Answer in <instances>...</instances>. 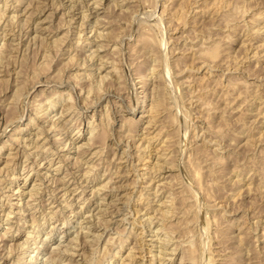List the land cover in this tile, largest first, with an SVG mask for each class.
<instances>
[{
  "label": "rangeland",
  "instance_id": "1",
  "mask_svg": "<svg viewBox=\"0 0 264 264\" xmlns=\"http://www.w3.org/2000/svg\"><path fill=\"white\" fill-rule=\"evenodd\" d=\"M220 3L0 0L3 22L15 16L0 33V264H120L130 250L132 264H190L186 251L180 260L188 243L198 247L192 264H264V0ZM214 40L219 60L200 62L197 46ZM153 98L163 103L151 120ZM169 202L175 214L163 220ZM166 221L169 238L157 231Z\"/></svg>",
  "mask_w": 264,
  "mask_h": 264
},
{
  "label": "bare ground",
  "instance_id": "2",
  "mask_svg": "<svg viewBox=\"0 0 264 264\" xmlns=\"http://www.w3.org/2000/svg\"><path fill=\"white\" fill-rule=\"evenodd\" d=\"M15 1H17V2H21L22 0H15ZM53 1H54V0H53ZM213 1H214V0H213ZM221 1H222V0H215V2L218 3V4H222V3H220ZM4 2H5V1H4ZM30 2H31V1H30ZM37 2H38V1H37ZM50 2H51V1H50ZM68 2H69V1H68ZM93 2H94V1H93ZM197 2H198V1H197ZM15 3H16V2H15ZM38 3H39V2H38ZM54 3H55V2H54ZM94 3H95V2H94ZM159 3H160V2H159ZM164 3H165V2H164ZM7 4H8V3H7ZM20 4H21V3H20ZM3 5H4V4H3ZM5 5H6V4H5ZM10 5H11V4H10ZM26 5H27V4H26ZM38 5H39V4H38ZM52 5H53V4H52ZM71 5H72V4H71ZM71 5H70V6H71ZM84 5H85V4H84ZM214 5H215V4H214ZM6 6H7V5H6ZM70 6H69V7H70ZM89 6H90V5H89ZM96 6H97V5H96ZM204 6H205V5H204ZM4 7H5V6H4ZM4 7L1 8V10L4 9ZM24 7H25V5H24ZM36 7H37V6H36ZM78 7H79V6H78ZM167 7H168V5H167ZM202 7H203V6H202ZM26 8H27V7H26ZM79 8H80V7H79ZM163 8H165V7L163 6ZM8 9H9V8H8ZM30 9H31V8H30ZM43 9H44V8H43ZM204 9H206V8H204ZM204 9H203V10H204ZM227 9H229V7H227L226 10H227ZM230 9H231V8H230ZM91 10H92V9H91ZM94 10H95V9H94ZM32 11H33V10H32ZM50 11H51V10H50ZM204 11H205V10H204ZM4 12H5V11H4ZM68 12H69V11H68ZM95 12H96V11H95ZM164 12H165V11H164ZM30 13H31V11H30ZM49 13H51V12H49ZM81 13H82V12H81ZM162 13H163V11H162ZM210 13H211V11H210ZM212 13H213V12H212ZM263 13H264V12H263ZM11 14H12V13H11ZM26 14H27V13H26ZM83 14H84V13H83ZM215 14H216V13H215ZM220 14H221V12H220ZM226 14H227V13H226ZM12 15H13V14H12ZM17 15H18V14H17ZM29 15H30V14H29ZM49 15H50V14H49ZM223 15H225V13H224ZM223 15L221 14L222 17H223ZM253 15H254V14H253ZM253 15H252V16H253ZM256 15H257V16L261 15V12L257 13ZM262 15H263V14H262ZM263 16H264V15H263ZM3 17H4V16H3V12L0 11V31H1L0 33H1L3 36H7V35H9L8 32H7V29H6V27H8V25H7V21L10 20L11 15H10V18H9L8 15H7V17H8L9 19L7 18V21H5L6 23L3 22V21H4V20L2 19ZM13 17H15V16H12V18H13ZM97 17H98V16H97ZM163 17H164V16H163ZM222 17H221V19H222ZM224 17H225V16H224ZM12 18H11V19H12ZM49 18H50V17H49ZM252 18H253V17H252ZM4 19H5V18H4ZM18 19H19V18H18ZM101 19H102V18H101ZM217 19H218V18H217ZM65 20H66V19H65ZM81 20H82V19H81ZM10 21H12V20H10ZM70 21H71V20H70ZM97 21H98V20H97ZM193 21H194V20H193ZM15 22H16V21H15ZM18 22H19V20H18ZM82 22H83V21H82ZM82 22H81V24L83 25ZM84 22H85V21H84ZM170 22H171V21H170ZM20 23H21V22H19V24H20ZM25 23H26V22H25ZM69 23H70V22H69ZM8 24H9V21H8ZM11 24H12V23H11ZM171 24H172V23H171ZM6 25H7V26H6ZM67 25H68V23H67ZM79 25H80V24H79ZM166 25H167V24H166ZM80 27H81V26H80ZM165 27H166V26H165ZM174 28H175V27H174ZM192 28H193V27H192ZM10 29H11V28H10ZM90 29H91V28H90ZM100 29H101V28H100ZM31 30H32V29H31ZM82 30H83V29H82ZM95 30H96V29H95ZM190 30H191V29H190ZM193 30H194V29H192V31H193ZM135 31H136V30H135ZM17 32H18V31H17ZM64 32H65V31H64ZM179 32H180V31H179ZM79 33H80V32H79ZM99 33H100V32H99ZM257 33H258V32H257ZM1 34H0V35H1ZM97 34H98V33H97ZM140 34H141V33H140ZM215 34H216V33H215ZM227 34H228V33H227ZM106 35H107V34H106ZM181 35H182V33H181ZM3 36H2V38H4ZM98 36H99V35H98ZM225 36H227V35H225ZM30 37H31V36H30ZM101 37H102V36H101ZM177 37H178V36H177ZM182 37H183V36H182ZM9 38H10V37H9ZM65 38H66V37H65ZM67 38H68V37H67ZM168 38H169V37H168ZM170 38H171V36H170ZM173 38H174V37H173ZM224 38H225V37H224ZM227 38H229V35L227 36ZM102 39H103V38H102ZM153 39H154V38H153ZM163 39H164V38H163ZM107 40H108V39H107ZM167 40H168V39H167ZM184 40H185V39H184ZM216 40H219V38L216 39ZM216 40H214L212 43H210L209 46H208V45L206 46L205 43H204L205 46H204L203 44H201V45H203L204 47H203V46H200V44L197 46V47H200L201 49L199 48V49H200L199 51H198V49H197V51H198L197 54H198V55H197L196 53H194V54H196L195 56H199V57L201 56V58H203V61H200V62H206V61H208V62L211 64V63L216 62L217 60H219V54H220V51H219V43H221V41H216ZM33 41H34V39H33ZM136 41H137V39H136ZM139 41H140V40H139ZM163 41H164V40H163ZM13 42H14V41H13ZM17 42H18V41H17ZM100 42H101V41H100ZM140 42H141V41H140ZM140 42H139V43H140ZM143 42H144V41H143ZM257 42H259V41H257ZM2 43H3V42H2ZM61 43H62V42H61ZM101 43H102V42H101ZM101 43H100V44H101ZM141 43H142V42H141ZM156 43H157V42H156ZM159 43H160V42H159ZM164 43H165V42H164ZM23 44H24V43H23ZM127 44H128V43H127ZM146 44H147V42H146ZM208 44H209V43H208ZM261 44H262V43H261ZM261 44H260V45H261ZM3 45H4V44H3ZM13 45H14V44H13ZM132 45H133V44H132ZM136 45H137V44H136ZM144 45H145V44H144ZM158 45H159V44H158ZM258 45H259V44H258ZM260 45H259V46H260ZM102 46H103V45H102ZM105 46H106V45H105ZM105 46H104V47H105ZM134 46H135V45H134ZM134 46H133V47H134ZM146 46H147V45H146ZM146 46H145V47H146ZM149 46H151V45H149ZM180 46H181V45H180ZM263 46H264V45H263ZM3 47H4V49H6V52H7V50L10 52V50H11L12 48H14V47L12 46V42H11V40H10L9 42H7L6 45L3 46ZM98 47H99V46H98ZM136 47H137V46H136ZM139 47H140V46H139ZM195 47H196V46H195ZM18 48H19V47H18ZM102 48H103V47H102ZM113 48H114V47H113ZM143 48H144V47H143ZM191 48H192V47H191ZM95 49H96V48H95ZM137 49H138V48H137ZM137 49H136V50H137ZM141 49H142V48H141ZM145 49H146V48H145ZM167 49H168V48H167ZM13 50H14V49H13ZM142 50H143V49H142ZM15 51H16V50H15ZM22 51H24V50H22ZM111 51H113V50H111ZM128 51H129V50H128ZM149 51H150V50H149ZM174 51H175V49H174ZM221 51H222V50H221ZM9 52L3 54V59H4V58H6V59L8 58V56H9ZM16 52H17V51H16ZM139 52H140V51H139ZM139 52H138V53H139ZM162 52H164V51H162ZM162 52H161V53H162ZM226 52H227V51H226ZM0 53H1V52H0ZM134 53H135V52H134ZM140 53H141V52H140ZM149 53H150V52H149ZM149 53H148V54H149ZM171 53H172V52H171ZM171 53H170V54H171ZM253 53H254V52H253ZM68 54H69V53H68ZM145 54H146V53H145ZM145 54H144V55H145ZM226 54H227V53H226ZM180 56H181V55H180ZM192 56H193V55H192ZM0 57H1V55H0ZM86 57H87V56H86ZM86 57H85V58H86ZM88 57H89V56H88ZM147 57H148V55H147ZM147 57H146V58H147ZM222 57L226 58L227 56L225 57V55L223 54ZM228 57L230 58V55H229ZM137 58H138V57H137ZM137 58H136V59H137ZM162 58H163V57H162ZM169 58H170V57H169ZM176 58H177V56H176ZM179 58H180V57H179ZM193 58H194V57H193ZM231 58H232V57H231ZM147 59H148V58H147ZM180 59H181V58H180ZM0 60H1V59H0ZM86 60H87V59H86ZM100 60H101V59H100ZM104 60H105V59H104ZM168 60H169V59H168ZM222 60H223V58H222ZM222 60H220V61H222ZM82 61H83V60H82ZM126 61H128V60H126ZM130 61H131V59H130ZM141 61H142V60H141ZM143 61H144V60H143ZM146 61H147V60H146ZM153 61H154V60H153ZM173 61H174V60H173ZM177 61H178V60H177ZM220 61H219V62H220ZM224 61H225V60H224ZM0 62H2V60H1ZM124 62H125V61H124ZM208 62H207V63H208ZM226 62H228V61H226ZM7 63H8V62H7ZM75 63H76V62H75ZM142 63H143V62H142ZM162 63H163V62H162ZM181 63H182V62H181ZM181 63H180V66H181ZM209 63H208V64H209ZM228 63H229V62H228ZM173 64H174V63H173ZM202 64H203V63H202ZM210 64H209V65H210ZM213 64H215V63H213ZM223 64H225V63H223ZM1 65H2V64H1ZM5 65H6V63H5ZM125 65H126V64H125ZM125 65H124V66H125ZM175 65H176V64H175ZM205 65H206V63H205ZM209 65H208V66H209ZM217 65H218V64H217ZM14 66H15V65H14ZM79 66H81V65H79ZM152 66L154 67V65H152ZM173 66H174V65H173ZM222 66H223V65H222ZM185 67H187V66L185 65ZM185 67H184V68H185ZM198 67H199V66H198ZM209 67H210V66H209ZM96 68H97V67H96ZM112 68H113V67H112ZM154 68H155V67H154ZM156 68H157V66H156ZM156 68H155V69H156ZM173 68H174V67H173ZM177 68H178V67H177ZM204 68H205V67H204ZM212 68H213V65H212ZM216 68H217V66H216ZM227 68H228V64H227ZM232 68H233V67H232ZM126 69H127V68H126ZM160 69H161V68H160ZM219 69H220V67H219ZM225 69H226V68H225ZM178 70H179V69H177V71H178ZM220 70H221V69H220ZM1 71H2V70H1ZM113 71H114V70H113ZM151 71H152V70H151ZM167 71H168V70H167ZM209 71H210V70H209ZM232 71H233V70H232ZM241 71H242V70H241ZM114 72H116V69H115ZM152 72H153V71H152ZM222 72H223V71H222ZM97 73H98V72H97ZM138 73H139V72H138ZM159 73H160V72H159ZM176 73H177V72H176ZM180 73H181V72H180ZM208 73H209V72H208ZM117 74H118V73H117ZM166 74H167V73H166ZM103 75H104V74H103ZM108 75H109V74H108ZM108 75H107V76H108ZM118 75H119V74H118ZM118 75H117V76H118ZM150 75H151V74H150ZM164 75H165V74H164ZM172 75H173V73H172ZM82 76H83V75H82ZM82 76H81V77H82ZM100 76H101V75H100ZM115 76H116V75H115ZM229 76H230V75H229ZM79 77H80V76H79ZM188 77H189V76H188ZM231 77H233V76H231ZM246 77H247V76H246ZM96 78H97V77H96ZM145 78H146V77H145ZM218 78H219V77H218ZM233 78H234V77H233ZM13 79H14V78H13ZM80 79H82V78H80ZM86 79H87V78H86ZM109 79H110V78H109ZM117 79H118V77H117ZM146 79H147V78H146ZM230 79L232 80V81H230V83H232V82H233V79H232V78H230ZM234 79H235V78H234ZM61 80H62V79H61ZM67 80H68V79H67ZM88 80H89V79H88ZM90 80H91V79H90ZM100 80H101V77H100ZM115 80H116V79H115ZM166 80H167V79H166ZM228 80H229V79H228ZM235 80H236V79H235ZM235 80H234V81H235ZM75 81H76V80H75ZM109 81H110V80H109ZM132 81H133V80H132ZM141 81H142V80H141ZM185 81H186V80H185ZM45 82H46V81H45ZM89 82H90V81H89ZM103 82H104V81H103ZM142 82H144V84H145L146 81L144 80V81H142ZM186 82H187V81H186ZM189 82H190V81H189ZM219 82H220V81H219ZM100 83H101V82H100ZM109 83H110V82H109ZM152 83H153V82H152ZM166 83H167V81H166ZM233 83H234V82H233ZM233 83H232V85H230L231 88L234 87V85H236L235 83H234V85H233ZM237 83H238V81H237ZM73 84H74V83H73ZM111 84H112V83H111ZM227 84H228V83H227ZM53 85H54V84H53ZM74 85H75V84H74ZM88 85H89V84H88ZM156 85H158V84H156ZM216 85H217V83H216ZM218 85H219V84H218ZM237 85H238V84H237ZM68 86H70V84H69ZM98 86H99V85H98ZM169 86H170V85H169ZM89 87H90V86H89ZM157 87H161V86H157ZM207 87H208V85H207ZM209 87H210V86H209ZM213 87H214V86H213ZM222 87H223V86H222ZM236 87H237V86H236ZM16 88H18V87H16ZM94 88H95V87H94ZM97 88H98V87H97ZM203 88H204V87H203ZM225 88H227V87H225ZM228 88H229V87H228ZM228 88H227V89H228ZM231 88H230V89H231ZM79 89H80V88H79ZM131 89H132V88H131ZM157 89H159V88H157ZM223 89H224V88H223ZM230 89H229V91H232V90H230ZM152 90H153V88H152ZM195 90H196V89H195ZM203 90H204V89H203ZM207 90H208V89H207ZM215 90H217V89H215ZM224 90H225V89H224ZM233 90H234V88H233ZM15 91H17V90H15ZM154 91H156V87H155ZM157 91H158V90H157ZM160 91H163V90H160ZM225 91H228V90H225ZM225 91H224V92H225ZM234 91H235V90H234ZM234 91H233V92H234ZM69 92H70V91H69ZM143 92H144V91H143ZM193 92H194V91H193ZM214 92H215V91H214ZM224 92H223V93H224ZM15 93H16V92H15ZM17 93H19V94L21 95V92L18 91ZM53 93H54V92H53ZM55 93H56V92H55ZM73 93H74V92H73ZM103 93H104V92H103ZM133 93H134V92H133ZM205 93H206V92H205ZM208 93H209V92H208ZM211 93H212V90H211ZM220 93L223 94L222 92H220ZM225 93H226V92H225ZM23 94H24V93H23ZM57 94H60V93H57ZM62 94H67V92H66V91H63V93H61L60 96H61ZM111 94H112V93H111ZM158 94H160V92H158ZM161 94H162V92H161ZM161 94H160V95H161ZM189 94H190V93H189ZM195 94H196V93H195ZM195 94H194L193 96H195ZM203 94H204V93H203ZM209 94H210V93H209ZM216 94H217V93H216ZM232 94H233V93H232ZM14 95H16V94H14ZM20 95H19V96H20ZM54 95H55V94H54ZM68 95H69V94H68ZM70 95H71V94H70ZM134 95H135V94H134ZM153 95H154V94H153ZM219 95H220V94H219ZM227 95H228V96H229V95L231 96L230 93H227V94H225V97H226ZM16 96H17V95H16ZM22 96H23V95H22ZM62 96H63V95H62ZM117 96H119V94H117ZM144 96H145V95H144ZM144 96H143V97H144ZM151 96H152V95H151ZM154 96H156V95H154ZM162 96H163V95H162ZM162 96H161V97H162ZM233 96H234V94H233ZM67 97H69V96H67ZM84 97H85V96H84ZM120 97H121V96H120ZM131 97H132V96H131ZM157 97H158V95H157ZM159 97H160V96H159ZM161 97H160V98H161ZM221 97H222V96H221ZM234 97H235V96H234ZM17 98H18V97H17ZM54 98H55V97H54ZM79 98H80V97H79ZM194 98H196V101H197V100L200 101V99H201L200 95H199V96H196V97H194ZM203 98H204V96H203ZM203 98H202V99H203ZM217 98H218V96H217ZM236 98H237V97H236ZM256 98H257V97H256ZM14 99H15V98H14ZM21 99H22V98H21ZM68 99H69V98H68ZM161 99H162V98H161ZM161 99H160V100H161ZM191 99H192V98H191ZM191 99H190V100H191ZM202 99H201V101H202ZM213 99H214V98H213ZM221 99H222V98H221ZM229 99H230V98H229ZM252 99H253V98H252ZM12 100H13V99H12ZM24 100H25V99H24ZM78 100H79V99H78ZM162 100H163V99H162ZM162 100H161V103H163ZM203 100H204V99H203ZM205 100H206V99H205ZM205 100H204V101H205ZM224 100H225V99H224ZM230 100H232V98H231ZM230 100H229V101H230ZM233 100H235V99H233ZM10 101H11V100H10ZM13 101H14V100H13ZM17 101H18V100H17ZM93 101H94V100H93ZM115 101H116V100H115ZM142 101L144 102V101H145V98H144ZM204 101H202V102H204ZM14 102H15V101H14ZM73 102H74V101H73ZM95 102H96V101H95ZM202 102H201V103H202ZM208 102H209V100H208ZM214 102H215V101H214ZM226 102H227V101L225 100V103H226ZM231 102H232V101H231ZM262 102H263V101H262ZM67 103H68V101H67ZM82 103H83V102H82ZM84 103H85V102H84ZM115 103H116V102H115ZM123 103H124V102H123ZM161 103H160V101H159L158 98H157V99H156V98H153V100H152V101L150 102V104L148 105V106H149V107H148V112H150V116H151L150 118H151V120H152V118L155 117L157 111L159 110V107H160L159 105H161ZM205 103H206V102H205ZM240 103H241V102H240ZM54 104H55V103H54ZM68 104H69V103H68ZM202 104H203V103H202ZM202 104H201L200 106H203ZM51 105H52V104H51ZM72 105H73V104H72ZM78 105H79V104H78ZM81 105H82V104H81ZM106 105H107V104H106ZM145 105H146V104H145ZM166 105H167V104H166ZM207 105L209 106L210 103L207 104ZM226 105H227V103H226ZM240 105H241V104H240ZM248 105H249V104H248ZM260 105H261V104H260ZM9 106H10V105H9ZM15 106H16V103H15ZM28 106H29V105H28ZM63 106H64V105H63ZM84 106H85V105H84ZM99 106H100V104H99ZM130 106H131V105H130ZM164 106H165V105H164ZM169 106H170V105H169ZM200 106H199V107H200ZM210 106H211V105H210ZM37 107H38V106H37ZM101 107H102V106H101ZM104 107H105V106H104ZM106 107H107V106H106ZM170 107L172 108L173 106L171 105ZM205 107H207L206 104H205ZM205 107L203 106L204 109H205ZM223 107H224V106H223ZM23 108H24V107H23ZM38 108H39V107H38ZM85 108H86V107H85ZM146 108H147V107H146ZM160 108H161V107H160ZM162 108H163V106H162ZM168 108H169V107H168V105H167V109H168ZM211 108H212V107H211ZM225 108H226V107H225ZM261 108H262V107H261ZM63 109H64V108H63ZM115 109H116V107H115ZM167 109H166V110H167ZM207 109H209V108H207ZM207 109H206V110H207ZM35 110H36V109H35ZM35 110H34V111H35ZM46 110H47V109H46ZM169 110H170V108H169ZM183 110H184V109H183ZM210 110H211V109H210ZM212 110H213V109H212ZM214 110H215V109H214ZM214 110H213V111H214ZM218 110H219V109H218ZM28 111H29V110H28ZM107 111H108V110H107ZM263 111H264V110H263ZM95 112H96V111H95ZM116 112H117V111H116ZM167 112H168V110H167ZM170 112H171V111H170ZM223 112H224V111H223ZM33 113H34V112H33ZM76 113H77V112H76ZM188 113H190V112H188ZM78 114H79V113H78ZM100 114H101V113H100ZM106 114H107V113H106ZM158 114H159V113H158ZM171 114H174V113L171 112ZM171 114H170V115H171ZM183 114H184V113H183ZM208 114H209V112H208ZM210 114H211V112H210ZM228 114H229V112H228ZM21 115H23V114H21ZM34 115H35V114H34ZM62 115H63V113H62ZM101 115H102V114H101ZM107 115H108V114H107ZM109 115H111V114H109ZM148 115H149V114H148ZM60 116H61V115H60ZM69 116H70V114H69ZM173 116H175V115H173ZM183 116H185V115H183ZM186 116H187V115H186ZM261 116H262V114H261ZM20 117H21V116H20ZM20 117H19V118H20ZM101 117H102V116H101ZM106 117H107V116H106ZM3 118H4V116H3ZM30 118H31V117H30ZM107 118H109V116H108ZM185 118H186V117H185ZM248 118H249V117H248ZM262 118H263V117H262ZM262 118H261V119H262ZM31 119H33V117H32ZM37 119H38V118H37ZM40 119H41V118H40ZM43 119H44V118H43ZM91 119H92V118H91ZM104 119H105V118H104ZM124 119H125V118H124ZM130 119H131V118H130ZM148 119H149V118H148ZM109 120H110V119H109ZM109 120H108V122H109ZM28 121H29V120H28ZM67 121H68V120H67ZM128 121H129V120H128ZM133 121H135V120H133ZM6 122H7V121H5V123H6ZM31 122H32V121H31ZM63 122H64V121H63ZM106 122H107V121H106ZM135 122H136V121H135ZM155 122H156V121H155ZM157 122H158V121H157ZM186 122H188V121H186ZM5 123H4V124H5ZM27 123H28V122H26V124H27ZM29 123H30V121H29ZM55 123H56V122H55ZM70 123H71V122H70ZM121 123H122V122H121ZM129 123H130V122H129ZM146 123H147V122H146ZM150 123H151V122H150ZM225 123H226V122H225ZM51 124H52V123H51ZM60 124H61V123H60ZM107 124H108V123H107ZM131 124H132V122H131ZM28 125H29V124H28ZM30 125H31V124H30ZM177 125H178V124H177ZM205 125H206V124H205ZM3 126H4V125H3ZM97 126H98V125H97ZM133 126H134V125H133ZM163 126H164V125H163ZM50 127H51V126H50ZM53 127H54V126H53ZM58 127H59V126H58ZM91 127H92V125H91ZM99 127H100V126H99ZM131 127H132V125H131ZM160 127H161V126H160ZM44 128H45V127H44ZM93 128H94V127H93ZM97 128H98V127H97ZM134 128H135V127H134ZM145 128H146V127H145ZM157 128H158V127H157ZM176 128H177V127H176ZM14 129H15V128H14ZM90 129H92V128H90ZM146 129H147V128H146ZM162 129H163V128H162ZM177 129H178V128H177ZM211 129H212V128H211ZM244 129H245V128H244ZM39 130H40V129H39ZM47 130H48V129H47ZM144 130H145V129H144ZM213 130H214V129H213ZM16 131H17V129H16ZM19 131H20V130H19ZM91 131H93V129H92ZM124 131H125V130H124ZM211 131H212V130H211ZM132 132H133V131H132ZM153 132H154V131H153ZM120 133H121V132H120ZM158 133H160V132H158ZM158 133H157V134H158ZM208 133H209V132H208ZM92 134H93V133H92ZM96 134H98V133H96ZM157 134H153V135H151V136H148V137H147V140H148V141L155 140ZM216 134H217V133H216ZM37 135H38V134H37ZM40 135H41V134H40ZM120 135H121V134H120ZM147 135H148V134H147ZM159 135H160V134H159ZM167 135H168V134H167ZM219 135H220V134H219ZM219 135H218V137H219ZM221 135H222V134H221ZM130 136H131V135H130ZM44 137H45V136H44ZM114 137H115V136H114ZM145 137H146V136H145ZM145 137H144V139H145ZM160 137H161V136H160ZM165 137H166V136H164V138H165ZM50 138H52V137H50ZM88 138H89V137H88ZM116 138H117V137H116ZM118 138H119V137H118ZM140 138H141V137H140ZM204 138H205V137H204ZM219 138H220V137H219ZM219 138H218V139H219ZM14 139H15V138H14ZM16 139H17V138H16ZM16 139H15V140H16ZM22 139H23V138H22ZM86 139H87V138H86ZM90 139H91V138H90ZM92 139H93V137H92ZM220 139H221V138H220ZM58 140H59V139H58ZM118 140H119V139H118ZM118 140H117V141H118ZM163 140H164V139H163ZM166 140H168V139H166ZM208 140H209V139H208ZM34 141H35V140H34ZM61 141H62V140H61ZM92 141H93V140H92ZM139 141H140V140H139ZM23 142H24V141H23ZM93 142H95V141H93ZM126 142H127V141H126ZM143 142H144V141H143ZM166 142H167V141H166ZM246 142H247V141H246ZM0 143H1V144H0V149H1L5 144H4V141H2V142H0ZM90 143H91V142H90ZM96 143H97V142H96ZM123 143H124V142H123ZM163 143H164V142H163ZM168 143H170V142L168 141ZM3 144H4V145H3ZM23 144H24V143H23ZM33 144H34V143H33ZM81 144H82V143H81ZM145 144H148V143L146 142ZM161 144H162V142H161ZM202 144H204V143H202ZM84 145H85V143H84ZM86 145H87V144H86ZM90 145H91V144H90ZM23 146H24V145H23ZM34 146H36V145H34ZM167 146H168V145H167ZM25 147H26V146H25ZM36 147L38 148V146H36ZM36 147H34V148H36ZM80 147H81V145H80ZM85 147H86V146H85ZM134 147H135V146H134ZM164 147H166V146H164ZM195 147H196V146H195ZM54 148H55V147H54ZM78 148H79V147H78ZM166 148H167V147H166ZM168 148H169V147H168ZM198 148H199V147H198ZM20 149H21V148H20ZM38 149H39V148H38ZM60 149H61V148H60ZM80 149H81V148H80ZM82 149H83V148H82ZM82 149H81V151H83L85 148H84L83 150H82ZM201 149H202V148H201ZM201 149L198 150V151H200V152L203 151V150H201ZM204 149H205V148H204ZM41 150H42V149H41ZM49 150H50V149H49ZM76 150H77V149H76ZM86 150H89V144H88L87 149H85L82 153H83V154L86 153ZM126 150H127V149H126ZM195 150H196V149H195ZM205 150H206V149H205ZM96 151H97V149H96ZM178 151H179V150H178ZM206 151H207V150H206ZM127 152H128V151H127ZM148 152H149V151H148ZM80 153H81V152H80ZM89 153H90V152H89ZM26 154H27V153H26ZM28 154H29V153H28ZM92 154H94V153H92ZM135 154H136V153H135ZM161 154H162V152H161ZM166 154H167V153H166ZM189 154H190V153H189ZM196 154H197V153H196ZM200 154H201V153H200ZM209 154H210V153H209ZM209 154H206V155H209ZM8 155L11 156L10 158H15V155H16V154H15V153H10V152H9ZM29 155H30V154H29ZM97 155H98V154H97ZM118 155H119V154H118ZM157 155H158V154H157ZM162 155H163V154H162ZM203 155H204V154H203ZM24 156H25V155H24ZM26 156H27V155H26ZM138 156H140V154H139ZM180 156H181V155H180ZM189 156H190V155H189ZM217 156H218V155H217ZM63 157H64V156H63ZM143 157H144V156H143ZM161 157H162V156H160V158H161ZM10 158H9V159H10ZM23 158H24V157H23ZM28 158H29V157H28ZM31 158H32V157H31ZM76 158H77V157H76ZM131 158H132V157H131ZM163 158L166 159V156L163 157ZM163 158H162V159H163ZM188 158H189V157H188ZM188 158H187V159H188ZM206 158H207V156H206ZM219 158H220V157H219ZM9 159H8V161H9ZM34 159H35V158H34ZM55 159H56V158H55ZM119 159H120V158H119ZM144 159H145V158H144ZM164 159H163V160H164ZM180 159H182V158H180ZM185 159H186V158H185ZM187 159H186V161H187ZM193 159H194V158H193ZM211 159H212V162H213V158H211ZM215 159H216V156H215ZM220 159H222V157H221ZM220 159H218V160H220ZM63 160H64V159H63ZM121 160H122V159H121ZM130 160H131V159H130ZM163 160H162V161H163ZM166 160H168V159H166ZM166 160H164L163 162H166ZM195 160H196V159H195ZM198 160H199V159H198ZM218 160H215V161H218ZM8 161H7V162H8ZM66 161H67V160H66ZM81 161H82V160H81ZM133 161H134V160H133ZM156 161H157V160H156ZM179 161H180V160H179ZM181 161H182V160H181ZM190 161H191V160H190ZM199 161H200V160H199ZM206 161H208V160H206ZM209 161H210V160H209ZM9 162H10V161H9ZM184 162H185V161H184ZM203 162H204V161H203ZM4 163H5V162H4ZM22 163H23V162H22ZM74 163H76V161H75ZM77 163H78V162H77ZM157 163H158V162H157ZM161 163H162V162H161ZM167 163H168V162H167ZM171 163H172V162H171ZM208 163H209V162H208ZM214 163H215V162H214ZM214 163H211V164H214ZM7 164H8V163H7ZM72 164H73V163H72ZM186 164H187V163H186ZM192 164H193V163H192ZM206 164H207V163H206ZM209 164H210V163H209ZM209 164H208V167L213 166V165L209 166ZM218 164H219V163H218ZM5 165H6V164H5ZM8 165H9V164H8ZM34 165H35V164H34ZM38 165H40V164H38ZM90 165H91V164H90ZM128 165H129V164H128ZM151 165H152V163H151ZM154 165H155V163H154ZM170 165H171V164H169L168 166L170 167ZM184 165H185V164H184ZM92 166H93V164H92ZM96 166H97V165H96ZM114 166H115V165H114ZM156 166H157V165H156ZM163 166H164V165H163ZM165 166H166V163H165ZM192 166H194V170H195V169H197L198 164L196 165V167H195V165H192ZM199 166H200V165H199ZM199 166H198V167H199ZM2 167H3V166H2ZM2 167H0V170L2 169ZM106 167H107V166H106ZM158 167H159V166H158ZM206 167H207V166H206ZM214 167H215V166H214ZM84 168H85V167H84ZM112 168H113V167H112ZM177 168H178V167H177ZM181 168H182V167H181ZM191 168H192V167H191ZM201 168H202V167H200L199 169L201 170ZM211 168H212V167H211ZM215 168H217V167H215ZM55 169H56V170H57V169H60V164H59V166L56 167ZM135 169H136V168H135ZM154 169H155V168H154ZM160 169H161V168H160ZM169 169H170V168H169ZM178 169H179V168H178ZM183 169H184V168H183ZM199 169H197V170H199ZM206 169H209V168H206ZM220 169H221V167H218L217 171H221ZM69 170H70V169H69ZM84 170H85V169H84ZM161 170H162V169H161ZM202 170H203V169H202ZM211 170H212V169H211ZM123 171H124V170H123ZM130 171H131V170H130ZM134 171H135V170H134ZM154 171H155V170H154ZM190 171H191V170H190ZM214 171H215V170H214ZM128 172H129V171H128ZM191 172H192V171H191ZM199 172H200V171H199ZM206 172H208V171H206ZM211 172H212V171H211ZM84 173H85V172H84ZM113 173H114V172H113ZM124 173H125V172H124ZM126 173H127V172H126ZM167 173H168V172H167ZM169 173H171V172H169ZM173 173H174V172H173ZM187 173H188V172H187ZM187 173H186V174H187ZM193 173H194V172H192V174H193ZM201 173H202V172H201ZM201 173H198V174H201ZM213 173H216V172H213ZM44 174H45V173H44ZM46 174H48V173H46ZM77 174H78V173H77ZM119 174H120V173H119ZM121 174H122V173H121ZM121 174H120V175H121ZM177 174H178V173H177ZM179 174H180V173H179ZM179 174H178V175H179ZM211 174H212V173H211ZM111 175H112V174H111ZM125 175H126V174H125ZM141 175H142V174H141ZM170 175H171V174H170ZM173 175H174V174H173ZM12 176L14 177V175H12ZM52 176H53V175H52ZM82 176H84V175H82ZM107 176H109V175H107ZM114 176H115V175H114ZM138 176H139V175H138ZM4 177H5V176H4ZM17 177H18V176H17ZM88 177H89V176H88ZM167 177H168V176H167ZM171 177H172V176H171ZM85 178H86V177H85ZM190 178H191V177H190ZM64 179H65V178H64ZM92 179H93V178H92ZM110 179H111V178H110ZM149 179H150V178H149ZM152 179H153V178H152ZM172 179H173V178H172ZM196 179H197V177H196ZM196 179H195V181H196ZM198 179L200 180V178H198ZM198 179H197V181H198ZM62 180H63V179H62ZM137 180H138V179H137ZM162 180H163V179H162ZM134 181H135V180H134ZM143 181H144V180H143ZM150 181H151V180H150ZM170 181H171V179H170ZM182 181H183V180H182ZM52 182H53V181H52ZM67 182H68V181H67ZM146 182H148V181H146ZM159 182H160V181H159ZM54 183H55V182H54ZM60 183H61V182H60ZM155 183H156V182H155ZM160 183H161V182H160ZM166 183H167V182H166ZM169 183H170V182H169ZM195 183H196V182H195ZM105 184H106V183H105ZM105 184L103 183V185H105ZM161 184L163 185V183H161ZM161 184H160V185H161ZM191 184H192V183H191ZM31 185H32V184H31ZM65 185H66V184H65ZM73 185H74V184H73ZM101 185H102V184H101ZM184 185H185V184H184ZM189 185H190V184H189ZM195 185H196V187L199 186V185H197V184H195ZM61 186H62V185H61ZM66 186H67V185H66ZM71 186H72V185H71ZM71 186H70V187H71ZM116 186H117V184H116ZM181 186H182V185H181ZM181 186H179V187H181ZM186 186H187V185H186ZM72 187H73V186H72ZM75 187H76V186H75ZM96 187H97V186H96ZM98 187H101V186H98ZM114 187H115V186H114ZM117 187H118V186H117ZM160 187H162V186H160ZM182 187H184V186H182ZM192 187H194V186H192ZM192 187L190 186V188H192ZM50 188H51V187H50ZM62 188H63V186H62ZM62 188H60V189H62ZM64 188H65V186H64ZM80 188H81V187H80ZM107 188H109V187H107ZM110 188H111V186H110ZM194 188H195V187H194ZM32 189H33V187H32ZM32 189H31V190H32ZM65 189H67V188H65ZM68 189H69V188H68ZM113 189H114V188H113ZM117 189H118V188H117ZM15 190H17V189H15ZM157 190H158V189H157ZM176 190H177V189H176ZM181 190H182V189H181ZM185 190H186V189H185ZM187 190L190 191V190H189V187L187 188ZM193 190L195 191V189L192 188V191H193ZM197 190H198V189H197ZM65 191H66V190H65ZM65 191H64V192H65ZM70 191H73V189H71ZM188 191H185V192H188ZM13 192H14V191H13ZM50 192H51V191H50ZM64 192H63V193H64ZM67 192H68V191H67ZM87 192H88V191H87ZM153 192H154V190H153ZM178 192H179V191H178ZM185 192H184V193H185ZM3 193H4V192H3ZM3 193H2V194H3ZM19 193L22 194V193H24V192H22V191L19 190ZM26 193H27V192H26ZM34 193H35V192H34ZM36 193H37V192H36ZM175 193H176V192H175ZM191 193H192V192H191ZM58 194H59V193H58ZM64 194H65V193H64ZM64 194H63V196H64ZM154 194H155V193H154ZM179 194H180V193H179ZM181 194H182V192H181ZM181 194L179 195V198L184 196V195L181 196ZM19 195H20V194H19ZM34 195H35V194H34ZM36 195H37V194H36ZM51 195H52V194H51ZM61 195H62V194H61ZM70 195H71V194H70ZM95 195H96V194H95ZM168 195H169V194H168ZM92 196H93V195H92ZM130 196H131V195H130ZM139 196H140V195H139ZM170 196H171V194H170ZM197 196H198V195H197ZM205 196H206V195H205ZM72 197H73V196H72ZM123 197H124V196H123ZM175 197H176V196H175ZM98 198H99V197H98ZM124 198H125V197H124ZM127 198H129V197H127ZM179 198H178V199H179ZM194 198H195V197H194ZM194 198H193V199H194ZM165 199H166V198H165ZM195 199H196V198H195ZM42 200H43V199H42ZM126 200H127V199H126ZM132 200H133V199H132ZM184 200H185V199H183L182 201H184ZM7 201H8V200H7ZM45 201H46V200H45ZM168 201H169V200H168ZM171 201H172V199H170V202H171ZM188 201H189V200H188ZM113 202H114V201H113ZM148 202H149V201H148ZM170 202H169V205H168V209H165V210L162 209V210H163V211H162V217H163V220H167L168 217H170V214H172V213L175 214V213L173 212V208H174V207L172 206L173 203L171 202V203H172V205H171ZM15 203H16V202H15ZM106 203H107V202H106ZM205 203H206V202H205ZM41 205H42V203H41ZM59 205H60V203H59ZM63 205H64V203H63ZM77 205H78V203H77ZM209 205H210V204H209ZM0 206H1V205H0ZM80 206H81V205H80ZM118 206H119V205H118ZM187 206H188V205H187ZM15 207H16V206H15ZM17 207H18V206H17ZM124 207H125V206H124ZM172 207H173V208H172ZM185 207H186V206H185ZM188 207H189V206H188ZM23 208H24V207H23ZM97 208H98V207H97ZM115 208H116V207H115ZM121 208H122V207H121ZM143 208H145V207H143ZM102 209H103V208H102ZM116 209H117V208H116ZM14 210H15V209H14ZM19 210H20V209H18L15 213H19ZM77 210H78V209H77ZM77 210H76V211H77ZM98 210H99V209H98ZM105 210H106V209H105ZM113 210H114V209H113ZM148 210H149V209H148ZM156 210H157V208H156ZM184 210L187 211L185 208H184ZM189 210H190V209H189ZM189 210H188V212H189ZM11 211H12V210H11ZM11 211L9 210L8 213H10ZM79 211H80V210H79ZM102 211H103V210H102ZM117 211H118V210H117ZM117 211H116V213H117ZM154 211H155V210H154ZM185 211H184V212H185ZM0 212H1V211H0ZM51 212H52V211H51ZM132 212H134V211H132ZM181 212H182V211L179 212V215H181V214L184 215V213H181ZM60 213H61V212H60ZM102 213H103V212H102ZM158 213H159V212H158ZM180 213H181V214H180ZM186 213H187V212H186ZM186 213H185V214H186ZM0 214H1V213H0ZM50 214H51V213H50ZM103 214H104V213H103ZM151 214H152V213H151ZM160 214H161V213H160ZM173 214H172V215H173ZM70 215H71V214H70ZM81 215H82V214H81ZM85 215H86V214H85ZM88 215H90V214H88ZM99 215H100V214H99ZM135 215H136V214H135ZM197 215H198V213H197ZM197 215H196V216H197ZM9 216H10V215H9ZM15 216H16V215H15ZM15 216H14V217H15ZM86 216H87V215H86ZM148 216H150V214H149ZM158 216H159V215H158ZM185 216H186V215H185ZM96 217H97V216H96ZM121 217H122V216H121ZM155 217H156V216H155ZM181 217H182V216H181ZM181 217L179 216V218H181ZM188 217H189V216H188ZM111 218H112V217H111ZM149 218H150V217H149ZM160 218H161V217H160ZM170 218H171V217H170ZM89 219H90V218H89ZM143 219H144V218H143ZM155 219H156V218H155ZM61 220H62V219H61ZM74 220H75V219H74ZM177 220H178V219H177ZM185 220H186V219H185ZM188 220H189V219H188ZM105 221H106V220H105ZM123 221H124V220H123ZM144 221H145V220H144ZM149 221H150V219H149ZM149 221H148V222H149ZM178 221H180V220H178ZM189 221H190V222L192 221L191 218H190ZM189 221H188V222H189ZM15 222H16V221H15ZM28 222H31V221H28ZM96 222H97V221H96ZM96 222H95V223H96ZM145 222H146V221H145ZM174 222H176V221H174ZM183 222H184V221H183ZM185 222H187V221H185ZM188 222H187V223H188ZM195 222H196V220H195ZM25 223L27 224V222H25ZM134 223H135V222H134ZM137 223H138V222H137ZM158 223H159V222H158ZM177 223H178V222H177ZM89 224H90V223H89ZM106 224H107V223H106ZM139 224H140V223H139ZM169 224L171 225V223H169ZM188 224H190V223H188ZM165 225H167V221H166V224L164 223L163 225H161L160 228L158 227V229H157V228H156V229H157V231H161V230H162V231H165V232H163V235L166 234V235L168 236V238H169L168 233H170V231H171L172 229H169V227H168L169 230H163L162 227L165 226ZM172 225H173V224H172ZM185 225L187 226V224H185ZM28 226H29V225H28ZM99 226H100V225H99ZM140 226H141V225H140ZM178 226H179V225H178ZM186 226H185V227H186ZM105 227H106V226H105ZM105 227H104V228H105ZM182 227H183V226H182ZM189 227H190V226H189ZM189 227H187V229H188ZM10 229H11V226L6 227V230H7V231H9ZM166 229H167V228H166ZM178 229H179V228H178ZM122 230H123V229H122ZM150 231H151V230H150ZM172 231H175L174 228H173ZM187 231H188V230H187ZM86 232H87V231H86ZM112 232H113V231H112ZM185 232H186V230H185ZM78 233H80V232H78ZM78 233H77V234H78ZM136 233H137V232H136ZM183 233H184V232H183ZM245 233H246V232H245ZM262 233H264V232L262 231ZM83 234H84V232H83ZM90 234L92 235L93 233H90ZM97 234H98V233H96L95 235H97ZM129 234H130V233H129ZM173 234H174V233H173ZM179 234H180V233H179ZM184 234H185V233H184ZM3 235H4V233H3ZM9 235H10V234H9ZM78 235H79V234H78ZM86 235H87V234H86ZM88 235H89V234H88ZM153 235H154V234H153ZM166 235H165V236H166ZM170 235H172V233H171ZM263 235H264V234H263ZM109 236H110V235H109ZM175 236H176V235H175ZM1 237H2V234H1ZM30 237H31V236H30ZM177 237H178V236H177ZM180 237H181V236H180ZM84 238H85V237H84ZM161 238H162V237H161ZM168 238H167V239H168ZM186 238H187V237H186ZM82 239H83V238H82ZM105 239H106V238H105ZM149 239H150V238H149ZM162 239H163V238H162ZM162 239H161V240H162ZM167 239H166V240H167ZM179 239H180V238H179ZM43 240H44V239H43ZM80 240H81V239H80ZM89 240H90V239H89ZM107 240H108V239H107ZM176 240H177V239H176ZM176 240H175V241H176ZM186 240H187V239H186ZM158 241H159V244H160V240H158ZM163 241H164V240H163ZM163 241H162L161 243H164ZM168 241H169V240H167V242H166V241H165V242L168 244ZM188 241H189V240H188ZM25 242H26V241H25ZM79 242H80V241H79ZM108 242H109V241H108ZM191 242L193 243V241H191ZM12 243H13V242H12ZM136 243H137V242H136ZM187 243H188V242H187ZM16 244L18 245V243H16ZM19 244H20V243H19ZM64 244H65V243H64ZM105 244H106V242H105ZM119 244H120V243H119ZM176 244H177V243H176ZM196 244H197V243H196ZM187 245H188V248H187V249H186V248H185V249L183 248L184 250H182V251H184V253L181 254L182 257H181L180 260L182 261L184 258L187 257L188 260L191 261V263H190V262H189V263L192 264L193 261L197 260V258L195 257V255H196L195 252L197 251L198 247H197V249H194V248H192V244H189V243H188ZM20 246H21V245H20ZM87 246H88V245H87ZM94 246H95V245H94ZM103 246H104V245H103ZM153 246H155V245H152V247H153ZM163 246H164V245H163ZM165 246H166V245H165ZM176 246H178V244H177ZM18 247H19V246H18ZM160 247H161V245H160ZM194 247H195V246H194ZM138 248H139V247H138ZM166 248H167V247H166ZM170 248H173V247H170ZM5 249H6V248H5ZM20 249H21V248H20ZM23 249H24V248H23ZM27 249H28V248H27ZM125 249H126V248H125ZM163 249H164V247H163ZM175 249H176V248H175ZM65 250H66V249H65ZM81 250H82V249H81ZM87 250H88V249H87ZM173 250H174V248H173ZM173 250H172V251H173ZM195 250H196V251H195ZM40 251H42V250H40ZM104 251H105V250H104ZM134 251H136V250H134ZM149 251L151 252V248H150ZM158 251H160V250H158ZM161 251H163V250H161ZM161 251H160V253H161ZM185 251H186V254H185ZM217 251H218V250H217ZM49 252H50V251H49ZM63 252H64V251H63ZM71 252H72V251H71ZM71 252H70V253H71ZM163 252H164V251H163ZM167 252H168V251H167ZM169 252H170V251H169ZM169 252H168V253H169ZM173 252H174V251H173ZM220 252H221V251H220ZM26 253H28V252H26ZM66 253H67V252H66ZM196 253H197V252H196ZM57 254H58V253H57ZM161 254H162V253H161ZM171 254H172V253H171ZM183 254H185L186 257H184ZM50 255H51V254H50ZM75 255H76V254H75ZM112 255H113V254H112ZM150 255H151V254H150ZM155 255H156V254H155ZM155 255H154V256H155ZM30 256H31V255H29V257H30ZM67 256H68V255H67ZM85 256H86V255H85ZM91 256H92V255H91ZM134 256H136V255H133V254L131 253V250L128 251V253L124 256V258L126 257L127 261H124V260L121 261V260H120V262H121L120 264H132V261H133ZM158 256H159L160 259H161L162 256L158 254V255H157V258H158ZM17 257H18V256H17ZM36 257H39V256L37 255ZM50 257H52V256H50ZM163 257H164V256H163ZM166 257H167V256H166ZM32 258H33V257H32ZM69 258H70V257H69ZM150 258L153 260V256H151ZM157 258H156V259H157ZM194 258H196V259H194ZM37 259H38V258L33 259L34 263L37 262ZM45 259H46V258H45ZM49 259H50V258H48V260H49ZM53 259H55V258H53ZM90 259H91V258H90ZM31 260H32V259H31ZM56 260H57V259H56ZM71 260H72V259H71ZM157 260H158V259H157ZM33 261H32V263H33ZM58 261H59V260H58ZM78 261H79V260H78ZM162 261L164 262V260H162ZM228 261H229V258L225 259V261H223V262H228ZM90 262H91V261H90ZM187 262H188V261H187ZM44 263H45V262H44ZM57 263H58V262H57ZM195 263H197V261L194 262V264H195ZM229 263H230V261H229ZM89 264H90V263H89ZM92 264H94V263H92ZM149 264H152V262H150ZM153 264H154V263H153ZM162 264H163V263H162ZM178 264H179V263H178ZM224 264H225V263H224ZM226 264H227V263H226Z\"/></svg>",
  "mask_w": 264,
  "mask_h": 264
}]
</instances>
